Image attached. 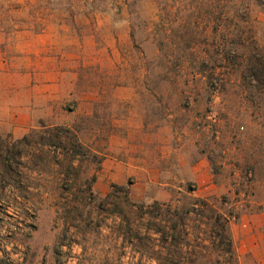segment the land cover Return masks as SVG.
<instances>
[{
  "label": "rangeland",
  "instance_id": "1",
  "mask_svg": "<svg viewBox=\"0 0 264 264\" xmlns=\"http://www.w3.org/2000/svg\"><path fill=\"white\" fill-rule=\"evenodd\" d=\"M0 90L39 110L22 144L0 133V264H233L186 211L264 223V0H0ZM127 187L190 244L148 238Z\"/></svg>",
  "mask_w": 264,
  "mask_h": 264
},
{
  "label": "trees",
  "instance_id": "2",
  "mask_svg": "<svg viewBox=\"0 0 264 264\" xmlns=\"http://www.w3.org/2000/svg\"><path fill=\"white\" fill-rule=\"evenodd\" d=\"M60 129L61 128H58L57 130L60 131ZM61 130L65 133L62 136L63 138H60V140L65 139L64 145L62 140L57 144V142L51 141L52 140L51 138L50 139L48 138L49 139L48 141L50 142V144L49 143L48 144L55 146L62 145L64 150H66V153L70 154L72 157L83 154V152L80 150V148H82V143L79 140L77 134L71 133V130L68 128H62ZM27 138L28 136L25 135L22 139H19L16 142L18 144H22L27 140ZM7 145L8 144H6L5 139L0 134V159L3 162H4L3 151L8 152V150L10 149L7 148L8 147ZM112 188L113 190L107 194L106 200H109V198L111 199L114 196L116 190L118 189L124 190V186H120L117 184H113ZM125 194H126V199H125L126 203L130 206L138 207L140 209L141 212L140 216L142 219H144V217H146L147 215L149 216L145 224V231L148 238L150 237L154 239V237H152V234L155 233L158 235L157 238L155 237V239H159L163 243L168 244L169 247H174L175 249H179L182 245L190 244L188 241L190 236L189 217H186V215L184 217L180 212L176 210L177 208H172L171 205L162 204L159 201H154L151 206L150 205L146 206L144 204L138 205L130 197V191L128 187L127 189H125ZM196 201L197 202L196 204H194L193 209L192 210L189 209L188 211H186L187 215L191 214L192 212L194 213L196 212L199 215L200 214L204 215L203 213L199 212L200 211L199 206L197 205L199 202L202 203V206L206 207V209H208L211 212L210 216H204L207 219H209V222H206V225H209L211 223L212 227L217 226V224H219L222 227L223 233L217 232L216 235L220 236V238L222 239L227 240V252L230 254L231 258L233 259L234 261L233 264H238L237 260L235 259L236 256H235L234 242L232 238L227 234L226 225L223 223V221L227 223L230 220V218L226 217V215H224L221 212H217L218 210L214 209V207L207 198H197ZM164 205H166V210L162 207ZM153 207L154 209H151ZM210 219H213L214 222L213 223L210 222L212 221ZM197 255H198L197 251L195 250L191 251V257H189L190 264H199Z\"/></svg>",
  "mask_w": 264,
  "mask_h": 264
},
{
  "label": "crops",
  "instance_id": "3",
  "mask_svg": "<svg viewBox=\"0 0 264 264\" xmlns=\"http://www.w3.org/2000/svg\"><path fill=\"white\" fill-rule=\"evenodd\" d=\"M8 91L0 90V133L23 137L38 120V109L27 102L18 104L16 98ZM18 95V94H16ZM262 224H243L231 226L233 242L236 244L235 256L238 264H264V234L260 233ZM245 229V232H241Z\"/></svg>",
  "mask_w": 264,
  "mask_h": 264
}]
</instances>
